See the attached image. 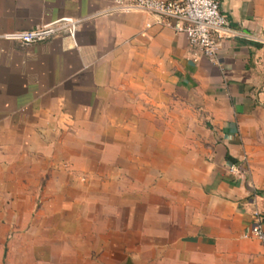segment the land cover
I'll list each match as a JSON object with an SVG mask.
<instances>
[{
    "label": "crops",
    "instance_id": "1",
    "mask_svg": "<svg viewBox=\"0 0 264 264\" xmlns=\"http://www.w3.org/2000/svg\"><path fill=\"white\" fill-rule=\"evenodd\" d=\"M219 1L231 30L213 62L155 15L101 14L112 0H0L3 264H264L244 237L264 213V0ZM64 16L74 36L3 38ZM63 132L102 139V163L116 141V162L134 158L138 175H103L97 189L87 175L85 198L63 202L36 167Z\"/></svg>",
    "mask_w": 264,
    "mask_h": 264
},
{
    "label": "built area",
    "instance_id": "2",
    "mask_svg": "<svg viewBox=\"0 0 264 264\" xmlns=\"http://www.w3.org/2000/svg\"><path fill=\"white\" fill-rule=\"evenodd\" d=\"M139 11L155 15L159 23L172 27L176 33H182L190 49L213 62L218 59L219 40L226 31L231 30L230 21L222 11L219 0H112L110 7L101 14ZM78 22L73 17L64 16L27 30L6 33L3 38L28 45L62 34L74 36ZM229 170L241 174L235 163L230 165ZM252 217L244 237L255 238L264 247V213L254 209Z\"/></svg>",
    "mask_w": 264,
    "mask_h": 264
},
{
    "label": "rangeland",
    "instance_id": "3",
    "mask_svg": "<svg viewBox=\"0 0 264 264\" xmlns=\"http://www.w3.org/2000/svg\"><path fill=\"white\" fill-rule=\"evenodd\" d=\"M2 134H8V133H2ZM13 134L12 138H17V133H11ZM101 137H103L102 133H98ZM109 134V133H108ZM46 136L49 137V139H52L56 136L55 133H46ZM46 137V138H47ZM57 138H61L66 145L64 147H59L55 150L53 149H45L43 152L44 156L47 157V162L44 161L40 164H36V167L39 169H42L44 171V175H46L47 178V187L54 188L59 187L61 190L62 200L63 202L67 201H82L85 198V190L87 187V175H90L89 181L94 184L96 189L102 188L103 185V175H138L134 173L135 166H137L136 163H134L133 159L128 158L129 164L125 165L124 160L120 161L121 163H117L114 157V154L116 151L118 153L124 152V149H121V147L113 149L112 147L117 146V142L115 141V144L109 149H106L108 154L106 155V159L109 162L102 163L99 160L98 157V150L99 148L103 150V142L102 139L99 141H94L96 144L94 148L89 147L88 144H90L91 141H89V133H81V136L79 138L83 140L82 142L78 143L79 141H76V138H78L75 134L70 132H63V133H57ZM22 139V138H21ZM29 140H33L35 138H28ZM89 141V142H88ZM110 144H112L110 142ZM88 145V146H87ZM108 147V145L106 146ZM22 150V149H21ZM38 152V149H31ZM131 150V149H130ZM135 150V149H132ZM16 152V149H14ZM42 151V149L39 150V152ZM52 153H55L57 155H60V157L63 159L60 162H49L50 161V155ZM94 153V155H93ZM71 155L73 156V160L71 162ZM76 157V158H75ZM115 160V161H114ZM113 161V162H112ZM116 162V163H115ZM121 170H120V169ZM95 175V176H93ZM94 178H91V177ZM52 178L49 180V178ZM57 178V180L55 179ZM18 181L16 180V183ZM45 180L42 181L39 180H22L20 181V186L28 187V188H34L38 187L41 184H44ZM100 186V187H99ZM60 197V196H59ZM54 198V195L52 196H46L47 203L51 202V199ZM36 199V201H35ZM32 203H39V197H35ZM12 234H6L2 229H0V241H2L3 244L0 243V264L5 263L6 257H7V250L10 249L9 243L5 241V239H11ZM257 240V239H256ZM262 245V244H261ZM263 246V245H262ZM6 256V257H5ZM224 264H232L230 261H224ZM238 264H261L258 262L255 263H248L246 261H242Z\"/></svg>",
    "mask_w": 264,
    "mask_h": 264
}]
</instances>
